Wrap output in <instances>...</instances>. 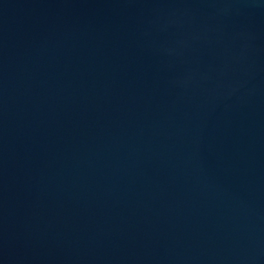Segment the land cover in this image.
Instances as JSON below:
<instances>
[{
    "label": "water",
    "instance_id": "95a60500",
    "mask_svg": "<svg viewBox=\"0 0 264 264\" xmlns=\"http://www.w3.org/2000/svg\"><path fill=\"white\" fill-rule=\"evenodd\" d=\"M0 264H264V0H0Z\"/></svg>",
    "mask_w": 264,
    "mask_h": 264
}]
</instances>
